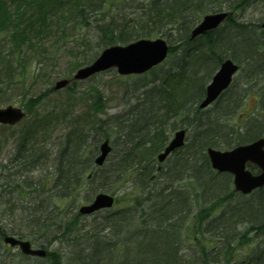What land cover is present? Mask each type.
Returning a JSON list of instances; mask_svg holds the SVG:
<instances>
[{
  "label": "trees",
  "instance_id": "1",
  "mask_svg": "<svg viewBox=\"0 0 264 264\" xmlns=\"http://www.w3.org/2000/svg\"><path fill=\"white\" fill-rule=\"evenodd\" d=\"M258 2L264 4L0 0V104L15 96L32 113L17 147L0 161V245L7 234L45 248L43 242H59L65 250L47 249L46 258L70 264H264V187L242 195L206 153L264 136V9L258 20L237 17ZM225 9L231 14L223 24L190 39L204 13ZM156 36L169 41V56L126 84L123 97L130 99L121 113L97 117L106 101L98 83L88 85L94 100L83 114L56 104L45 125L37 119L58 78L107 46ZM227 57L239 73L202 110L208 81ZM76 84L64 91L75 92ZM53 122L70 127L59 137L36 138ZM179 127L189 128L187 143L160 164L156 155ZM112 135V154L98 167L100 143ZM86 186L116 195L120 207L103 214V223L88 225L73 210ZM190 238L199 253H189Z\"/></svg>",
  "mask_w": 264,
  "mask_h": 264
},
{
  "label": "water",
  "instance_id": "2",
  "mask_svg": "<svg viewBox=\"0 0 264 264\" xmlns=\"http://www.w3.org/2000/svg\"><path fill=\"white\" fill-rule=\"evenodd\" d=\"M227 12H216L215 14H207L204 20L198 24L192 37L197 34H205V32L214 29L226 18ZM264 27V21L262 22ZM168 54V43L161 38L144 39L123 46H111L105 49L101 55L92 64L80 68L75 73L74 77L85 79L91 74L98 71L107 70L110 67H117L118 72L122 74L141 73L153 65L161 63ZM238 65L232 59L224 61L217 73L207 86L206 97L200 103L201 107H207L209 103L218 98L221 91L229 86L232 82L234 74L238 71ZM70 82L68 78L59 80L55 84V88L59 89L65 87ZM25 112L16 105H9L7 107L0 106V123L16 124L25 116ZM185 130L176 132L174 139L166 146V150L158 155L159 160H163L167 154L175 150L178 146L184 143ZM111 147L109 141H105L101 146V155L96 162L101 165L107 155L110 153ZM208 156L211 159L212 166L219 171H229L234 174V181L237 190L243 193L251 192L255 187L264 185V138L253 141L250 144H242L231 150H217L210 147L208 149ZM248 161L255 162L263 171L260 174H252L246 167ZM114 202V196L107 193H100L90 205L81 206V211L84 213H91L94 210L103 207H111ZM5 241L12 245H20V248L25 254H32L38 256H45L46 251L42 248L34 249L31 242L15 238L13 236H6ZM52 264H61L57 261Z\"/></svg>",
  "mask_w": 264,
  "mask_h": 264
},
{
  "label": "rangeland",
  "instance_id": "3",
  "mask_svg": "<svg viewBox=\"0 0 264 264\" xmlns=\"http://www.w3.org/2000/svg\"><path fill=\"white\" fill-rule=\"evenodd\" d=\"M264 4L258 2V4H253L248 7L247 11L244 13H238L237 17L242 20V22H248V20H258V18L261 16V10L264 9ZM75 72V71H74ZM73 72V73H74ZM137 75H130V76H120L118 75L116 69H110L107 72L99 73L95 77L87 79V80H77V84L75 86V92H66L64 90H56L54 93L51 94V99L48 102H45L43 105L40 106L38 113L40 116L38 118L43 119V124L45 121L50 120L49 113H51V109L56 106V104L62 106L66 104L71 106V110L74 112H80V114H83V112H86L89 108V105L92 104V99L94 100L93 96H91L90 91L88 90V85L90 84H100L105 93L106 101L104 103V110L97 116L98 118L100 116L107 117L111 114H118L121 113V111L125 108L127 100L130 99L128 97V93L124 95L123 92L125 91L126 84L132 83L137 79ZM11 92L6 94L5 97H11ZM18 104L20 105L18 99L14 96L11 100H5L4 103H1V105H8V104ZM36 116V114H35ZM30 117H32V113H29L26 119L28 120ZM48 117V118H45ZM25 119V120H26ZM74 117L67 118L68 121H72L74 124ZM236 121L232 120L234 123ZM24 124V123H23ZM23 124H18L16 126H12V128L9 129H1L0 131L5 132V134L0 135V161H7L9 158V154L13 152V150L17 147L18 140L24 135L22 133L23 131ZM57 123L53 122L49 126H45L42 131L36 135V138L41 139L42 137H51L55 138L56 136H61L67 129H69V125L67 122H62L59 125H56ZM45 125V124H44ZM22 133V134H21ZM173 133V132H172ZM171 133V134H172ZM115 136L112 135L111 138L113 139ZM223 148V147H220ZM224 149V148H223ZM131 183L125 181L123 188H126L128 186V189L126 191H130L132 189ZM88 186V185H87ZM86 186L85 190H82L80 199L73 207L74 211H78L81 204H85L90 202L92 198L94 197V194L99 192V189L95 190L93 188L89 189V187ZM125 192V191H124ZM123 191L119 193L121 197H124ZM89 197H87V196ZM92 196V198H90ZM90 198V199H89ZM124 200H121L120 204L122 205ZM118 204H115V207L113 209L104 210L103 212H98L96 214L85 216L84 222L88 225L93 226L95 223H103L105 221V218L103 219V214L113 213L114 210L119 208ZM198 210V209H197ZM197 212V211H196ZM97 224V225H99ZM243 230V229H242ZM192 240L194 238H190L188 240V245L192 244ZM42 243L43 241L40 240ZM47 249L50 251L55 252H63L65 250V245L60 244L59 242L52 243L48 245L46 242H43ZM36 247H39V245H35ZM197 246L201 247L199 244ZM197 246L192 244V248L189 250V253L197 252ZM197 247V248H196ZM240 248V245L238 246ZM247 248V247H246ZM194 249V250H193ZM199 249V248H198ZM245 251V249H244ZM242 254L243 250L240 251ZM238 254V255H240ZM61 263L63 264H70L68 263V260H66V257L62 258ZM0 264H50L49 260L46 258H36L32 256H25L22 254L17 247H12L9 244L0 245Z\"/></svg>",
  "mask_w": 264,
  "mask_h": 264
}]
</instances>
